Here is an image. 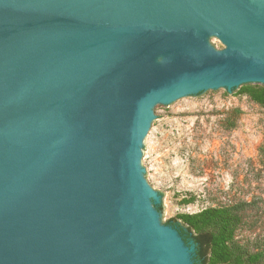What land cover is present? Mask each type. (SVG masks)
Returning a JSON list of instances; mask_svg holds the SVG:
<instances>
[{
	"label": "water",
	"instance_id": "obj_1",
	"mask_svg": "<svg viewBox=\"0 0 264 264\" xmlns=\"http://www.w3.org/2000/svg\"><path fill=\"white\" fill-rule=\"evenodd\" d=\"M263 85L264 0H0V264H193L141 170L157 111Z\"/></svg>",
	"mask_w": 264,
	"mask_h": 264
},
{
	"label": "rangeland",
	"instance_id": "obj_2",
	"mask_svg": "<svg viewBox=\"0 0 264 264\" xmlns=\"http://www.w3.org/2000/svg\"><path fill=\"white\" fill-rule=\"evenodd\" d=\"M209 44L224 48L215 37ZM262 88L210 90L159 108L141 169L161 224L229 210L233 244L246 258L263 254L255 264H264V106L246 90Z\"/></svg>",
	"mask_w": 264,
	"mask_h": 264
},
{
	"label": "trees",
	"instance_id": "obj_3",
	"mask_svg": "<svg viewBox=\"0 0 264 264\" xmlns=\"http://www.w3.org/2000/svg\"><path fill=\"white\" fill-rule=\"evenodd\" d=\"M246 93L252 101L264 106V85L260 90L247 89ZM167 225L176 228L186 244L194 246L193 264H255L263 256L258 253L246 258L233 244L236 218L226 209L210 208L198 214L182 215ZM213 228L219 232H213Z\"/></svg>",
	"mask_w": 264,
	"mask_h": 264
}]
</instances>
